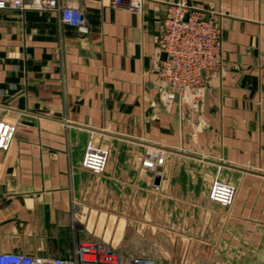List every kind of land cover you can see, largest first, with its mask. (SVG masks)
Segmentation results:
<instances>
[{"label":"crops","instance_id":"0c3cea01","mask_svg":"<svg viewBox=\"0 0 264 264\" xmlns=\"http://www.w3.org/2000/svg\"><path fill=\"white\" fill-rule=\"evenodd\" d=\"M173 1L73 0L85 32L56 10H0V118L16 125L1 252L70 259L76 240L130 232L155 264H264V0H188L221 25L223 64L180 101L156 72ZM90 139L108 151L99 174L81 165ZM149 147L158 172L141 166ZM215 178L235 186L229 206L210 200Z\"/></svg>","mask_w":264,"mask_h":264},{"label":"built area","instance_id":"2783aa9c","mask_svg":"<svg viewBox=\"0 0 264 264\" xmlns=\"http://www.w3.org/2000/svg\"><path fill=\"white\" fill-rule=\"evenodd\" d=\"M114 6H123L141 12L142 0H112ZM56 10L63 24L81 32L87 30L83 11L73 0H0V10L26 8ZM157 38V76L168 88L169 97L178 101L186 93L196 95L209 88L212 80L222 70L223 32L221 25L202 8L188 0H175L168 4ZM162 53L165 57H162ZM15 122L0 118V148L6 150L15 134ZM108 151L87 142L81 165L95 174L101 173L106 165ZM164 163V155L149 147L143 152L141 166L158 172ZM233 184L215 178L210 186L209 198L221 206H229L234 199ZM0 264H155L146 253L123 254L102 240H76L70 259L42 258L28 254L1 252Z\"/></svg>","mask_w":264,"mask_h":264},{"label":"rangeland","instance_id":"374dc122","mask_svg":"<svg viewBox=\"0 0 264 264\" xmlns=\"http://www.w3.org/2000/svg\"><path fill=\"white\" fill-rule=\"evenodd\" d=\"M112 219H114L112 217ZM125 221H127V218L124 217L123 219ZM135 234H132L130 232H117V233H107V234H102V236H106L108 242L110 245L112 246H118L120 250H123V252L121 251V253L123 254H129V253H146L147 251V242L144 241V239L147 238L148 234L147 233H141L139 235H141L143 237V240L137 241L135 236H133ZM92 237H94V235L92 234ZM116 242L118 244H116ZM140 242V243H139ZM115 243V244H114ZM139 243V244H138ZM137 249V251L135 250Z\"/></svg>","mask_w":264,"mask_h":264},{"label":"water","instance_id":"95a60500","mask_svg":"<svg viewBox=\"0 0 264 264\" xmlns=\"http://www.w3.org/2000/svg\"><path fill=\"white\" fill-rule=\"evenodd\" d=\"M161 55H162V57H165V54L164 53H162Z\"/></svg>","mask_w":264,"mask_h":264}]
</instances>
